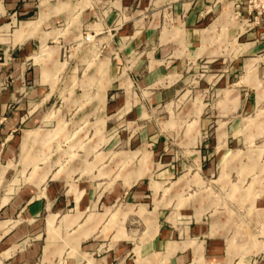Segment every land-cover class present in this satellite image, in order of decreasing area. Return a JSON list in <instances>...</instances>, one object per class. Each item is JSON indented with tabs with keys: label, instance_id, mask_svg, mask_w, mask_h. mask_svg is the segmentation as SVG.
<instances>
[{
	"label": "rangeland",
	"instance_id": "rangeland-1",
	"mask_svg": "<svg viewBox=\"0 0 264 264\" xmlns=\"http://www.w3.org/2000/svg\"><path fill=\"white\" fill-rule=\"evenodd\" d=\"M27 1L33 5L29 12L11 9L8 0H0V64L7 66L15 58L12 34L17 42L34 36V60L46 47L52 52L57 50L59 58L51 96L42 107L35 108L47 114V120L18 128L0 139V264H82L120 244L134 247L142 242L152 222L148 218L152 207H165L166 212L174 206L197 209L210 197L214 204L203 214L218 209L236 224L237 232L247 229V186L253 178H264V99L256 109L240 111V137L229 150L235 153L224 162L225 169L232 163L235 168L227 170L224 177L222 171L207 176L202 171L204 164L217 157L213 124L201 137L198 123H174V117L164 112L161 114L168 117L159 122L164 125L159 126L162 132L158 131L155 138L148 135L134 142L146 125L143 119L130 117L129 106L121 104L125 93L133 90L127 78L131 61L121 54L113 37L117 29L136 19L133 6L118 5L117 0L108 5L103 3L105 0ZM212 1L206 15L215 43L225 40L230 52L237 49L238 43L247 41L248 33L264 41V0ZM50 3L64 9L53 10ZM113 4L118 7L112 28L84 25L82 18L87 8H96L92 21H100L113 11ZM45 12L58 13L59 20L43 22ZM141 16L142 21L125 34L127 38L144 26L150 11ZM170 17L167 9L165 19ZM77 26L78 35L63 37ZM159 47L158 40L143 43L137 53L154 56ZM32 62L30 57L21 66L29 67ZM260 64L264 66V55ZM189 65L194 68L190 89L199 88L211 71L210 62L197 58ZM261 65L259 69L255 66L253 73L258 85L264 87ZM29 81L24 83L22 96L34 87V81ZM0 87L6 90L8 81ZM19 97L15 100L19 101ZM2 121L3 117L0 125ZM169 127L176 131H168ZM204 144H208L206 152L201 157L193 155ZM8 147H14L15 152L8 154ZM175 161L181 163L182 169L171 177L162 175L161 171ZM184 180L186 184L178 185ZM139 183L147 189L146 196L137 200L132 193ZM25 190L29 193L23 196L22 203L47 199V192L52 191L53 203L46 213L30 219L22 213V206L14 210L13 204ZM90 192L94 195L89 199ZM73 196L79 202L77 206ZM88 244L96 248L85 254ZM233 249L231 240L227 260L230 264H258V255H242L230 262ZM194 264H203L199 256Z\"/></svg>",
	"mask_w": 264,
	"mask_h": 264
},
{
	"label": "crops",
	"instance_id": "crops-1",
	"mask_svg": "<svg viewBox=\"0 0 264 264\" xmlns=\"http://www.w3.org/2000/svg\"><path fill=\"white\" fill-rule=\"evenodd\" d=\"M8 1V7L11 9L20 8L28 12L33 9L32 3L27 0ZM103 3L108 5L112 0H105ZM116 3L126 7L133 6L135 10L136 19L124 24L122 29H117L113 36L121 54L131 61L127 78L131 81L133 90L129 91V94L125 93L121 104L124 107L129 106L130 117L143 119L146 125L134 142L138 143L148 135L155 138L158 131L162 132L159 129L162 124L159 125V122L168 117L161 114L164 112L174 117V123H198L201 132L198 136L201 137L207 128L212 126L210 124H213L217 157L208 160L202 171L207 176L222 171L221 176L224 177L227 170L235 168L232 163L225 169L224 162L228 156L235 153H230L229 150H232L231 145L238 143L236 139L240 137V111H251L263 104L264 87L258 85L254 73L261 65L264 41L253 39L252 33H248L245 37L247 41L238 43L237 49L230 52L225 40H222L223 43H215L212 38L213 31L210 29L212 24L208 25L209 15H206L213 4L212 0H117ZM55 4L50 3V8L57 9L58 12L64 9L60 4L54 6ZM117 7L113 4V11ZM45 8L47 12V5ZM167 9H170L171 17L165 19ZM113 11H110L107 18L92 21L96 8H87L82 18L84 25L94 29L112 28L116 18V10ZM146 11H150V16L145 20L144 26L127 38L125 34L132 31V26L142 21L141 14ZM46 12L43 22L51 23L54 18L59 20L58 13L50 15ZM79 26L76 29L73 27L76 32L71 34L70 29L69 32L64 31L63 37L78 35ZM33 37L17 42V37L12 34L10 43H16L13 45L15 58L7 66L0 64V85L8 81L6 90L3 91L0 87V118L3 117L0 139L8 133L13 134L18 128L34 126L47 120V114L35 108L42 107L51 96L56 82L54 76L57 73L59 56L57 50L52 52L46 47L38 59L34 60L37 45ZM156 40L160 46L158 54H149L146 58L137 53L141 44ZM116 45L113 47H117ZM30 57L33 58L31 66H21L22 62ZM197 58L207 59L211 71L201 81L199 88L193 86L190 89L194 68L189 64L194 63ZM263 68L261 65L262 70L259 72H262ZM29 80L34 81V87L29 95L22 96L24 83ZM242 91L246 92L243 94ZM248 91H251L250 95ZM18 95L19 101L15 100ZM208 112H211V115ZM174 130L175 128H168V131ZM206 147L208 144L195 150L193 155L201 157L202 153L206 152ZM8 148V154L15 152L14 147ZM181 167L178 161L169 163L161 174L174 176ZM186 181L177 183L184 185ZM247 187L245 197L248 210L245 211V216L248 227L243 232H237L236 224L230 223L226 214L218 209L213 208L208 215L202 213L214 204L212 197L205 198L206 202L197 209L174 206L171 211L166 212L165 207H152L148 216L152 222L147 227V236L142 242L134 247L120 244L103 255L87 258L82 264H194L198 256L203 264H228V244L231 240L234 242V249L230 262L242 255L250 258L258 255V264H264V231L261 228V225H264V178H253ZM146 189L145 185L139 183L132 197L142 199L146 196ZM28 193V190L22 191L13 204L14 210L22 206V213L33 219L46 213L51 207V190L47 192V199H30L22 203L23 196ZM93 195L94 192H90L89 199ZM73 202L76 206L79 203L74 196ZM257 226H260V229H257ZM95 248L96 245L88 244L83 252L86 254ZM259 251L260 253L256 254Z\"/></svg>",
	"mask_w": 264,
	"mask_h": 264
}]
</instances>
